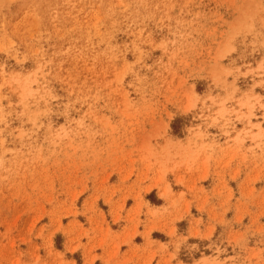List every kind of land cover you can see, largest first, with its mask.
Returning <instances> with one entry per match:
<instances>
[{"label":"rangeland","instance_id":"374dc122","mask_svg":"<svg viewBox=\"0 0 264 264\" xmlns=\"http://www.w3.org/2000/svg\"><path fill=\"white\" fill-rule=\"evenodd\" d=\"M0 264H264V0H0Z\"/></svg>","mask_w":264,"mask_h":264}]
</instances>
